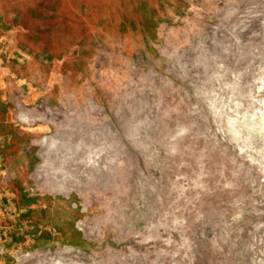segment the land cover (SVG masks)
Instances as JSON below:
<instances>
[{"label": "rangeland", "instance_id": "obj_1", "mask_svg": "<svg viewBox=\"0 0 264 264\" xmlns=\"http://www.w3.org/2000/svg\"><path fill=\"white\" fill-rule=\"evenodd\" d=\"M5 75L0 264H264V0H0Z\"/></svg>", "mask_w": 264, "mask_h": 264}, {"label": "crops", "instance_id": "obj_2", "mask_svg": "<svg viewBox=\"0 0 264 264\" xmlns=\"http://www.w3.org/2000/svg\"><path fill=\"white\" fill-rule=\"evenodd\" d=\"M0 80H2V81H6V86H9V84H10V80H9V78L5 75V76H1L0 77ZM14 84H15V82H14ZM17 84V83H16ZM15 84V85H16ZM61 84H63V80H62V78H61ZM47 85H48V88L49 89H51V87L53 88L54 86H55V84L53 83V82H51L50 80H47ZM39 89L41 90V91H44V90H46V89H43L42 87H39ZM36 92L37 91H31L30 93L28 92V94H27V97L28 98H32L33 96H35V94H36Z\"/></svg>", "mask_w": 264, "mask_h": 264}, {"label": "bare ground", "instance_id": "obj_3", "mask_svg": "<svg viewBox=\"0 0 264 264\" xmlns=\"http://www.w3.org/2000/svg\"><path fill=\"white\" fill-rule=\"evenodd\" d=\"M46 161V160H45Z\"/></svg>", "mask_w": 264, "mask_h": 264}, {"label": "flooded vegetation", "instance_id": "obj_4", "mask_svg": "<svg viewBox=\"0 0 264 264\" xmlns=\"http://www.w3.org/2000/svg\"><path fill=\"white\" fill-rule=\"evenodd\" d=\"M26 121V120H25Z\"/></svg>", "mask_w": 264, "mask_h": 264}]
</instances>
